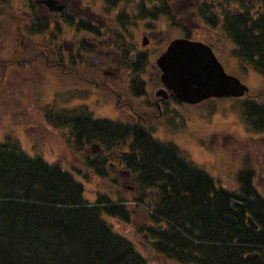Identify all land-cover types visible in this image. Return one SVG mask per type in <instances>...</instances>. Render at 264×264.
Listing matches in <instances>:
<instances>
[{
	"label": "trees",
	"instance_id": "obj_1",
	"mask_svg": "<svg viewBox=\"0 0 264 264\" xmlns=\"http://www.w3.org/2000/svg\"><path fill=\"white\" fill-rule=\"evenodd\" d=\"M252 30L260 33L261 23ZM236 38L241 59L258 65L264 75V59L250 60L264 53L260 34ZM50 121L60 122L71 152L96 177L109 176L106 164L111 161L136 175L134 186L142 192L135 201L153 212V223L162 224L150 230L159 255L183 264L193 254L208 264H240L238 246L191 242L255 234L242 227L236 215L242 209H229V194L176 147L153 139L142 126L93 118L80 106ZM91 143L98 154L84 151ZM79 174L27 153L17 140L0 141V264H145L134 244L108 221L112 218L118 226L130 222L125 199L113 191L95 193L87 201ZM248 187L244 182L243 189ZM154 191L156 204L149 201ZM256 204L262 207L257 199L246 205Z\"/></svg>",
	"mask_w": 264,
	"mask_h": 264
},
{
	"label": "flooded vegetation",
	"instance_id": "obj_2",
	"mask_svg": "<svg viewBox=\"0 0 264 264\" xmlns=\"http://www.w3.org/2000/svg\"><path fill=\"white\" fill-rule=\"evenodd\" d=\"M257 23H261L260 33L252 30ZM258 34L264 43V0H0V47L10 45L15 55L10 60L0 57V92L12 86L11 82H4L10 67L26 69L40 64L44 70L55 71L52 83L58 88L64 85L62 77H69L75 83L78 79L93 85L105 92L106 98H114L113 110L119 116L113 121L137 124L145 129L154 121L156 125L163 126V119L170 116L173 103L184 109V105H204L212 99H228L209 97L188 105L170 96L167 89L166 93H159L163 85L155 60L173 39L207 45L221 65L224 48L220 46L227 42L230 55L238 66L258 73L264 80L258 65L241 59L236 38L244 36L250 39V35ZM255 56L250 60L264 59V53L259 56L256 53ZM79 70L85 73L81 74ZM75 83L70 81L64 86L75 91ZM261 95H247L243 102L253 111L248 117H256L261 122L255 131L264 129V100ZM135 98L138 100L134 101ZM141 98L147 100L143 103ZM255 106L260 107L256 112ZM56 109V115L55 111L45 117H58L59 107ZM225 137L231 138L228 133ZM245 143L251 150L255 145L256 152H250L254 160L261 157L264 161L263 137L249 136ZM89 146L95 154L87 149L84 151L96 155L98 146ZM110 168L113 166L108 170ZM117 174L136 180V175L124 170H118ZM251 178L252 175L247 174L244 182L249 187L246 189L251 187ZM244 182L237 194L225 192L229 194V202L234 201L229 209H242L236 215L242 227L252 230L255 237L235 236L214 242H191L238 246L242 252L238 263L259 264L264 261V197L254 190H244ZM248 199L259 200L262 207L246 205ZM157 200L158 192L154 191L149 201L156 204ZM248 217L252 224L247 223ZM146 224L145 229L153 231L162 226L153 228L151 222ZM144 237L146 241L153 242L148 235L144 234ZM189 257L184 264H208L198 254Z\"/></svg>",
	"mask_w": 264,
	"mask_h": 264
},
{
	"label": "rangeland",
	"instance_id": "obj_3",
	"mask_svg": "<svg viewBox=\"0 0 264 264\" xmlns=\"http://www.w3.org/2000/svg\"><path fill=\"white\" fill-rule=\"evenodd\" d=\"M228 45L226 42V45L220 46L224 48V54L220 52L225 72L248 86V96L262 94L264 100V80L256 72L241 69L230 55ZM14 56L10 45L0 47L1 58L10 60ZM79 72L85 73L84 70ZM4 77V82H11L12 86L0 92V141L7 138L17 140L27 153L39 154L47 162H57L79 171L78 180L83 183L84 198L87 201H93L95 193L110 195L114 191L121 195L132 211L130 222L118 226L112 218L108 221L134 244L145 264H183L165 259L152 248L150 241L145 240L144 234L151 236V231L145 229L146 223L151 220L145 209L141 210L140 202H136L142 191L134 186L135 180L131 177L122 178L117 174L116 166L108 170L109 176L105 179L96 177L84 167L82 158L71 152L67 138L61 132L63 126H60V122H51L53 117H45L54 113L58 107L61 114L80 106L93 118L115 120L119 114L113 110L114 98H106V93L93 85L84 84L78 79L75 83L69 77H62L61 82L64 85L70 81L75 83L76 90H70L64 85L58 88V85L53 84L55 71L44 70L40 64L27 66L26 69L12 66ZM248 96L212 99L213 103L206 101L204 105H184V109L173 103L170 105V116L163 119L165 125L158 126L154 121L146 129L153 139L176 147L185 158L203 170L216 187L237 194L248 174L252 175L251 189L264 197V161L261 157L254 160L250 152H256L255 145L251 150L245 143L249 136L264 138V129L255 131L254 128L259 127L261 122L256 117H248L253 112L243 104ZM141 99L143 103L147 100ZM259 108L255 106L254 111ZM124 121L128 122L127 119ZM225 133L231 138L225 137ZM86 149L92 154L95 152L89 144ZM106 168L109 169L108 166ZM112 179H116V182H111ZM152 225L155 228V222Z\"/></svg>",
	"mask_w": 264,
	"mask_h": 264
},
{
	"label": "water",
	"instance_id": "obj_4",
	"mask_svg": "<svg viewBox=\"0 0 264 264\" xmlns=\"http://www.w3.org/2000/svg\"><path fill=\"white\" fill-rule=\"evenodd\" d=\"M155 65L163 85L159 93H166L167 89L170 96L184 104H197L209 97L241 98L248 94V87L227 74L211 49L198 41L173 39ZM247 223L252 224L249 217Z\"/></svg>",
	"mask_w": 264,
	"mask_h": 264
}]
</instances>
